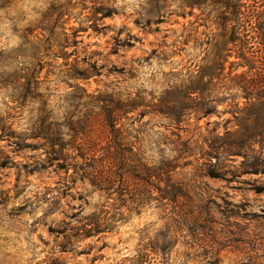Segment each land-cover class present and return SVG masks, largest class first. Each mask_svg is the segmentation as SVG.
<instances>
[{
    "label": "rangeland",
    "instance_id": "1",
    "mask_svg": "<svg viewBox=\"0 0 264 264\" xmlns=\"http://www.w3.org/2000/svg\"><path fill=\"white\" fill-rule=\"evenodd\" d=\"M139 1L110 0L116 10L110 17L97 11L98 1H80L86 8L76 3L62 23L52 0H0V125L3 119L14 126L0 130V264H264V191L256 192L264 173H244L264 171L261 160L248 167L251 156L201 158L213 141L226 139L225 131L237 130L223 112L230 101L215 115H188L180 123L156 111L161 88L196 69L215 26L198 10L150 19ZM260 2L245 0L247 18L264 9ZM46 19L58 27L56 36L44 30ZM16 77L22 79L14 86ZM105 93L143 97V106L116 127L144 155L174 160L177 204L165 205L158 193L149 197L126 179L125 161L115 170L113 192L99 191L78 179L68 159L74 150L60 159L35 136L43 132L32 124L45 100L56 116L66 112L78 125L92 124V133L66 136L65 144L104 146L108 129L98 106L106 104L98 101ZM100 158L79 164L90 170ZM208 167L220 177L206 176Z\"/></svg>",
    "mask_w": 264,
    "mask_h": 264
},
{
    "label": "trees",
    "instance_id": "2",
    "mask_svg": "<svg viewBox=\"0 0 264 264\" xmlns=\"http://www.w3.org/2000/svg\"><path fill=\"white\" fill-rule=\"evenodd\" d=\"M80 1L84 0H52V4L58 7L59 16L56 20H61L63 23L64 16L71 17L72 11L77 7L76 3L80 4ZM95 1H98L97 11L102 17L116 14L115 8L108 5L110 0ZM244 3L245 0H173L171 3L169 0H140L139 8L150 19L176 12L184 18L192 16L194 10H198L200 15L205 13V21L215 26L214 32H211L207 39L208 46L205 48V54L199 60L196 69L186 77H178L171 84L161 88L158 93V110L156 111L173 123H180L182 118L188 115H195L200 120L217 114V108L221 103L229 100L230 104H227L229 110H223V112L233 116L238 131H225L226 139L220 141L219 145L213 141L208 146L210 151H205L201 158L208 160V158H217L221 154L242 159L251 156L253 161L248 167H257L260 160V165L264 166V131L255 132V130H264V9L251 10V14L248 12L250 18H247ZM260 3L264 6V0ZM80 5L81 9L86 8ZM172 5H175L174 10L170 9ZM45 25L44 30H47L48 35L56 36L53 27L56 29L58 27L53 26L48 19L45 20ZM248 25L251 26L249 29ZM189 34L186 37L189 38ZM188 42L189 39H186L185 43ZM230 58L234 61H229ZM226 64L229 65V69L225 73ZM239 68L242 70L237 72ZM35 73L37 75L38 71L36 70ZM20 79L22 77L13 79L15 81L13 85L15 86L16 82L19 83ZM27 84L31 87L29 83ZM228 87H235L233 94L224 92ZM225 95L228 98L224 97ZM124 96L125 98L122 99L121 94L105 93L98 101L106 104L98 106L104 127L108 129L105 130L102 147L80 150L65 144L66 136L72 138L74 135L77 138L78 135L85 136L92 133L90 130L92 124L90 122L78 125V121L73 122L70 117H67L66 112L58 114L57 117L54 114L53 105L45 100L37 108V119L36 123L32 124V130L43 131L35 136L46 140L44 147L48 152L61 154L60 159L67 158V150H74L76 154L69 155L68 159L75 173H80L78 179L87 180L97 190L113 192L116 180L115 170L121 161H125L128 167L125 172L128 174L126 179L130 178L134 181V185L141 186L149 197H154V193H158L157 198L165 205L177 204L182 196V190L174 184V173L177 167L174 160L164 157L154 160L144 155L135 146L134 140H128L124 136L125 130H119V127H116L120 118L128 113H134L143 106V97L140 93H136L132 98L131 94H124ZM107 99L113 104H110L112 109L109 108ZM139 114L146 115L143 112ZM6 118L8 120L10 117ZM94 118L89 116L87 119ZM1 122L0 130H14L11 121L4 123L1 119ZM78 127H80L79 130ZM118 146H121L122 150ZM212 155L215 156L212 157ZM98 157L101 158L90 170L82 168L81 163L79 164V160L86 161ZM251 171L244 173H264L257 168ZM205 175L210 178L220 177L209 167ZM262 191L264 187L256 190L257 193Z\"/></svg>",
    "mask_w": 264,
    "mask_h": 264
}]
</instances>
